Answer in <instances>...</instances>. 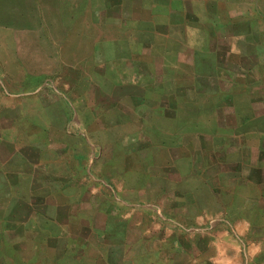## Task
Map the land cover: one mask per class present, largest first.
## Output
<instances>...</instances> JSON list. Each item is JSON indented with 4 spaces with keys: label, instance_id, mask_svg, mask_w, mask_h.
Wrapping results in <instances>:
<instances>
[{
    "label": "crops",
    "instance_id": "crops-1",
    "mask_svg": "<svg viewBox=\"0 0 264 264\" xmlns=\"http://www.w3.org/2000/svg\"><path fill=\"white\" fill-rule=\"evenodd\" d=\"M89 2L125 80L34 90L64 114L44 141L0 115V264H264V0Z\"/></svg>",
    "mask_w": 264,
    "mask_h": 264
},
{
    "label": "rangeland",
    "instance_id": "rangeland-1",
    "mask_svg": "<svg viewBox=\"0 0 264 264\" xmlns=\"http://www.w3.org/2000/svg\"><path fill=\"white\" fill-rule=\"evenodd\" d=\"M100 8L89 0H0V110L8 111L0 115L7 122L5 141H18L21 133L28 140L44 141L48 135L40 128L64 122V114L60 118L49 105L44 107L34 90L44 87L48 94L52 87L64 91L62 85L68 86L77 108L73 97L92 96L94 84L125 80L115 62L133 45L130 33ZM76 114L80 122L88 115L85 122L91 124L90 113ZM70 125L74 139L82 131L74 122ZM67 249L71 255L79 253L73 242ZM124 252L121 245L115 249L121 261Z\"/></svg>",
    "mask_w": 264,
    "mask_h": 264
}]
</instances>
